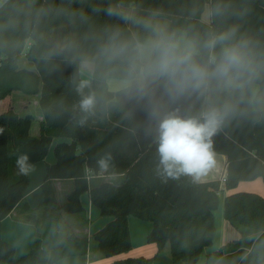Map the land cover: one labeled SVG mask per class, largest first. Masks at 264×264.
Returning <instances> with one entry per match:
<instances>
[{
  "label": "trees",
  "instance_id": "1",
  "mask_svg": "<svg viewBox=\"0 0 264 264\" xmlns=\"http://www.w3.org/2000/svg\"><path fill=\"white\" fill-rule=\"evenodd\" d=\"M207 4L210 22L203 20ZM131 5L137 9L134 31L128 20L106 14L111 7L128 15L124 7ZM151 16L167 18L169 31L200 40L235 27L237 39L251 38L264 50V0H0V264H55L88 252L89 239L74 233L53 251L43 250L38 215L42 209L29 217L37 231L25 255L17 257L15 245L1 234L3 220L29 187L30 167L47 157L54 137L72 140L58 143L57 161L47 164L41 186L46 206L67 213L83 211L81 195L89 191L101 213L113 216L94 233L108 257L133 248L129 216L153 222L147 236L148 243L157 245L153 256H126L110 264H198L205 249L214 245L221 182L199 181L185 174L169 176L163 171L157 151V121L149 116L146 102L108 89L107 80L118 78V73L96 64L91 79H86L79 59L69 53L49 55L55 43L66 39L93 50L92 37L115 29L127 37H142L147 34L143 21ZM28 39L32 43L25 51ZM24 51L35 70L20 67ZM14 91L39 95L44 117L40 136L31 134L34 115H20L15 110L11 102ZM253 93L257 101L264 98V74L247 87L240 114L226 121L212 138L213 152L228 159L224 182L228 190L243 180L262 177L264 181V108L261 102H249ZM89 95H98L103 112L108 113L96 126H91V111L80 107V101ZM202 105V100L193 97L172 107H179L182 115H198ZM22 157H27L23 172L18 163ZM99 173L123 174L124 179L90 188L88 176ZM56 178L74 182L61 206L53 185ZM224 215L240 238L208 253L205 264H264V195L232 190L224 200Z\"/></svg>",
  "mask_w": 264,
  "mask_h": 264
},
{
  "label": "clouds",
  "instance_id": "2",
  "mask_svg": "<svg viewBox=\"0 0 264 264\" xmlns=\"http://www.w3.org/2000/svg\"><path fill=\"white\" fill-rule=\"evenodd\" d=\"M106 14L130 19L111 7ZM143 26L147 34L142 37H127L119 29L92 37L93 50L84 49L75 39L59 41L49 55L69 53L80 60L82 69L99 64L118 73L117 90L129 99L145 101L149 116L157 121L163 171L199 179L215 164L213 136L240 114L247 87L264 74V50L251 38L237 39L235 27L200 40L150 20ZM193 97L203 101L198 115H182L179 107H171ZM249 102H264V98L257 101L253 93ZM80 107L85 112L94 110L95 97H84ZM26 159L18 161L22 172Z\"/></svg>",
  "mask_w": 264,
  "mask_h": 264
},
{
  "label": "crops",
  "instance_id": "3",
  "mask_svg": "<svg viewBox=\"0 0 264 264\" xmlns=\"http://www.w3.org/2000/svg\"><path fill=\"white\" fill-rule=\"evenodd\" d=\"M31 43L32 40L28 39V48ZM22 57L20 60V67L35 70L34 63L28 59L26 60L28 64L21 66ZM81 74L84 78L91 79L92 66L84 67L83 69L81 68ZM117 80L118 78H109L107 80L108 89L111 92L118 91ZM112 100L115 101L116 97ZM12 102L14 108L20 115H26L28 113H32L34 115V121L31 126V134L34 136H40L41 122L44 117L39 107V95H31L22 91H14L12 93ZM260 104L261 108H264V102H261ZM31 107H36L37 110H40H38V116L29 111ZM124 113L128 115L126 110ZM106 116H108V113L103 112L101 104H96V107L91 111L89 118L91 126H96L98 121L101 119L103 120ZM37 120L38 122L35 123ZM71 140L72 139L69 137H54L47 157L43 160L37 161L30 167L29 187L27 188L23 199L3 220L1 228L2 237L15 245L17 257H21L28 253L33 246L37 231L35 223L30 221L29 217L32 213H34V211L42 209L38 212V215L42 218L41 246L43 250L53 251L60 242L64 241L72 233L78 235L79 237H86L89 239L87 254L67 256L60 259L55 264H110L115 259L126 256H153L157 252V245L155 243L147 242V236L153 228V222L141 220L133 215L129 216L128 220L133 248L127 253H122L112 257L105 256L101 252L99 244L94 238V233L101 229L106 223L111 221L113 216H99L100 209L93 204L89 191H86L81 195L83 211L77 213H67L55 206L52 207L45 205V196L41 186L45 179L47 164L55 163L57 161L55 146L58 143L65 141L71 142ZM51 153L53 156L50 157ZM214 154V166L207 172L206 175L201 176L197 180H219L221 182L219 189V207L215 212L217 236L214 245L205 249L198 264H205L206 255L208 253L213 252L229 241L240 238V233L226 220L224 215V200L226 195L232 190H247L251 188L249 186L253 187V185H257L259 188V191L256 192L264 195V187L258 184V182H248L247 184H243V181H241L235 189H226L224 182L228 167L227 156L222 153ZM87 172L90 173L89 169H87ZM123 179V174H90L89 185L90 188H92L104 181L121 183ZM53 185L56 191L57 204L61 206L65 203L67 194L73 189L74 182L72 179L56 178L53 179ZM132 231H134V233ZM137 232H139V234ZM135 236H138V238H135ZM42 264L50 263L44 262Z\"/></svg>",
  "mask_w": 264,
  "mask_h": 264
},
{
  "label": "rangeland",
  "instance_id": "4",
  "mask_svg": "<svg viewBox=\"0 0 264 264\" xmlns=\"http://www.w3.org/2000/svg\"><path fill=\"white\" fill-rule=\"evenodd\" d=\"M125 8V10L127 11V13H128V16L130 17V19L128 20V25H129V27L131 28V30L132 31H134L135 30V25H136V21H135V14H136V8H135V6L134 5H131V6H129V7H124ZM152 23H154V24H161V25H168L169 24V20L167 19V18H165V17H154V16H151L150 17V19H149ZM203 20L204 21H206V22H210L211 21V8H210V4H207V6H206V10H205V12L203 13ZM28 45H27V43H26V47H25V51L28 49V47H27ZM25 51L22 53V62H21V66H25V65H27L28 63H27V58H26V56H25ZM98 97V95H95V99H96V104H99L100 102L98 101L99 99L97 98ZM11 102H12V99H11ZM13 103V102H12ZM172 107V106H171ZM16 110V109H15ZM39 110V109H38ZM38 110L36 109V107H31L30 109H29V111L30 112H33L36 116H38ZM40 111V110H39ZM37 119V118H36ZM33 121H34V119H33ZM36 122H38V120L37 121H35V123ZM51 147V146H50ZM51 156H53V154L51 153L50 154V157ZM248 182H258V184H260L262 187H264V181H263V179H262V177H257L256 179H252V180H243V184H247ZM120 183V182H119ZM253 184H255V183H253ZM249 187H251V188H249V189H247V190H254V191H259L258 189V186L257 185H253V187L252 186H249ZM99 216H104L100 211H99ZM106 216V215H105ZM129 229H130V227H129ZM133 233H134V231H132ZM130 233H131V231H130ZM138 234H139V232H137ZM131 238H132V236H131ZM135 238H138V236L136 237L135 236ZM160 261H162V259L160 260ZM155 264H158V263H155Z\"/></svg>",
  "mask_w": 264,
  "mask_h": 264
},
{
  "label": "built area",
  "instance_id": "5",
  "mask_svg": "<svg viewBox=\"0 0 264 264\" xmlns=\"http://www.w3.org/2000/svg\"><path fill=\"white\" fill-rule=\"evenodd\" d=\"M89 176H90V175H89ZM89 176H88V177H89Z\"/></svg>",
  "mask_w": 264,
  "mask_h": 264
}]
</instances>
